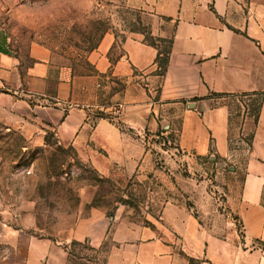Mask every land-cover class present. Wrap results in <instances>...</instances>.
Instances as JSON below:
<instances>
[{
    "label": "rangeland",
    "instance_id": "374dc122",
    "mask_svg": "<svg viewBox=\"0 0 264 264\" xmlns=\"http://www.w3.org/2000/svg\"><path fill=\"white\" fill-rule=\"evenodd\" d=\"M155 2L0 0V29L16 48L45 45L76 74H90L88 55L107 32L120 41L139 34L166 53L173 22L156 12ZM227 99L233 136L226 156L183 151L179 116L153 112L158 127L139 135L145 154L136 168L108 167L100 159L104 171L89 154L59 144L52 132L42 139L7 128L0 113V264H69L66 247L74 252L72 264H108L120 256L143 264L141 254L159 240L178 254L174 264H201L207 261V235L229 246L240 243L228 199L242 183L249 151V133L237 131L247 112L256 113L258 96ZM109 107L91 119H117L121 107ZM189 219L201 239L189 238Z\"/></svg>",
    "mask_w": 264,
    "mask_h": 264
},
{
    "label": "crops",
    "instance_id": "0c3cea01",
    "mask_svg": "<svg viewBox=\"0 0 264 264\" xmlns=\"http://www.w3.org/2000/svg\"><path fill=\"white\" fill-rule=\"evenodd\" d=\"M155 8L173 22L164 73L156 63L158 48L139 34L120 41L105 33L88 55L94 72L78 75L45 45L31 43L23 51L0 29L5 125L42 139L52 132L59 144L93 157L100 171L105 170L100 159L108 167L135 169L145 154L139 135L158 127L153 112L179 116L183 151L226 156L233 136L227 98L258 96L256 113L247 112L237 131L249 133V151L242 183L228 199L243 240L229 246L207 235V261L201 264H264V0H156ZM109 103L121 107L117 119H91L109 111ZM189 222V238L201 239L197 223ZM153 243L141 263H176L178 254L169 243ZM132 259L111 257L108 264H131Z\"/></svg>",
    "mask_w": 264,
    "mask_h": 264
},
{
    "label": "trees",
    "instance_id": "16d2710c",
    "mask_svg": "<svg viewBox=\"0 0 264 264\" xmlns=\"http://www.w3.org/2000/svg\"><path fill=\"white\" fill-rule=\"evenodd\" d=\"M147 43H148V42H147ZM170 43H171V41H170ZM149 44H151V45H153V46H156V45L153 44V43H149ZM97 46H98V45H97ZM97 46L94 47L92 50L96 49ZM156 47L158 48V51H159V52H158V55H157V58H156V63H157V66H158V71L161 72V73H164L165 70H166V67H167L168 61H169L170 44H169V48H168V50L166 51V53H163V52L160 50V48H159L158 46H156ZM92 50H91V51H92ZM88 63H89V61H88ZM84 243H85V244H88L89 241H88V240H85ZM81 244H82V243L79 242V241H74V242L72 243L73 246H77V245H81ZM66 251H67L68 254H69L68 263H69V264H72V262H73V260H72V255H73L74 252L71 251L68 247H66Z\"/></svg>",
    "mask_w": 264,
    "mask_h": 264
}]
</instances>
